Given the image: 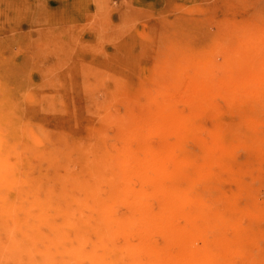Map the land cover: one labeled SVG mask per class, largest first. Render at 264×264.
<instances>
[{"label":"rangeland","instance_id":"rangeland-1","mask_svg":"<svg viewBox=\"0 0 264 264\" xmlns=\"http://www.w3.org/2000/svg\"><path fill=\"white\" fill-rule=\"evenodd\" d=\"M263 46L264 0H0V88L29 133L70 159L121 157L132 193L116 218L159 214L175 188L189 195L164 231L126 238L163 249L161 264H184L177 254L207 224L201 202L224 219L196 256L264 264V111L250 65Z\"/></svg>","mask_w":264,"mask_h":264},{"label":"bare ground","instance_id":"bare-ground-1","mask_svg":"<svg viewBox=\"0 0 264 264\" xmlns=\"http://www.w3.org/2000/svg\"><path fill=\"white\" fill-rule=\"evenodd\" d=\"M238 60L230 61V66L234 67ZM21 65L24 66L23 62ZM250 65L257 71L253 78L264 111V54L253 56ZM247 79L241 82L239 91H248L244 88L249 85ZM28 123L24 109L5 88H0L2 263L161 264L167 258L163 249L152 246L144 238L137 243L126 238L139 227L147 232L164 231L175 212L190 204L189 195L175 188L159 214L116 218L115 208L132 193L131 179L123 172L127 163L115 154L109 156L98 150H85L76 159L56 149L47 150L42 139L29 133ZM37 161H48L57 173H48ZM59 169H62L60 174ZM140 197L135 199L139 201ZM208 209L207 203L199 204L198 216H204L207 224L196 226L185 250L177 254L184 264L217 263L216 255L209 250L195 255L207 249L205 232L217 230L224 219L219 212L208 218ZM172 231L179 242L183 232ZM119 238L124 241L120 243Z\"/></svg>","mask_w":264,"mask_h":264}]
</instances>
